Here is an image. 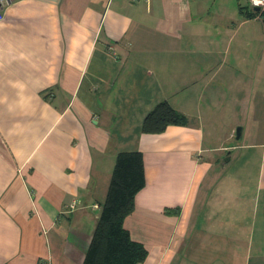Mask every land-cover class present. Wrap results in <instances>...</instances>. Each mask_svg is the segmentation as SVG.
I'll return each mask as SVG.
<instances>
[{"label":"crops","instance_id":"0c3cea01","mask_svg":"<svg viewBox=\"0 0 264 264\" xmlns=\"http://www.w3.org/2000/svg\"><path fill=\"white\" fill-rule=\"evenodd\" d=\"M254 12L248 0H11L0 22V264H83L121 152L144 156L146 185L124 221L147 249L141 264H264ZM161 101L188 125L144 134Z\"/></svg>","mask_w":264,"mask_h":264},{"label":"trees","instance_id":"16d2710c","mask_svg":"<svg viewBox=\"0 0 264 264\" xmlns=\"http://www.w3.org/2000/svg\"><path fill=\"white\" fill-rule=\"evenodd\" d=\"M253 14L264 16V12L255 11ZM188 122V118L169 102L161 101L145 117L142 131L157 135L169 126H185ZM145 185L143 153H119L83 264H141L145 261L147 249L133 240L124 227L125 219L135 211L136 195Z\"/></svg>","mask_w":264,"mask_h":264},{"label":"built area","instance_id":"2783aa9c","mask_svg":"<svg viewBox=\"0 0 264 264\" xmlns=\"http://www.w3.org/2000/svg\"><path fill=\"white\" fill-rule=\"evenodd\" d=\"M11 2V0H0V22L4 18V10L5 7ZM249 5L256 11L258 8V12H264V0H248Z\"/></svg>","mask_w":264,"mask_h":264},{"label":"water","instance_id":"95a60500","mask_svg":"<svg viewBox=\"0 0 264 264\" xmlns=\"http://www.w3.org/2000/svg\"><path fill=\"white\" fill-rule=\"evenodd\" d=\"M256 11H258V8L256 9ZM241 134H242V128L238 127L237 130H236V139L237 140L240 139Z\"/></svg>","mask_w":264,"mask_h":264},{"label":"rangeland","instance_id":"374dc122","mask_svg":"<svg viewBox=\"0 0 264 264\" xmlns=\"http://www.w3.org/2000/svg\"><path fill=\"white\" fill-rule=\"evenodd\" d=\"M238 127H241V126H238ZM238 127H236V129L238 128ZM246 137V136H245ZM245 137H243V138H241L239 141H235L234 142V144H237V143H244V141H247V138H245ZM224 138V137H223ZM245 138V139H244Z\"/></svg>","mask_w":264,"mask_h":264}]
</instances>
